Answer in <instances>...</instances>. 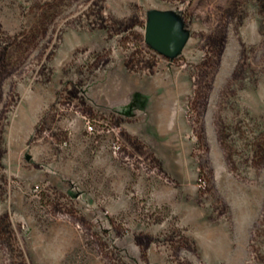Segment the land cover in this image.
<instances>
[{
	"label": "rangeland",
	"instance_id": "374dc122",
	"mask_svg": "<svg viewBox=\"0 0 264 264\" xmlns=\"http://www.w3.org/2000/svg\"><path fill=\"white\" fill-rule=\"evenodd\" d=\"M0 264H264V0H0Z\"/></svg>",
	"mask_w": 264,
	"mask_h": 264
},
{
	"label": "water",
	"instance_id": "95a60500",
	"mask_svg": "<svg viewBox=\"0 0 264 264\" xmlns=\"http://www.w3.org/2000/svg\"><path fill=\"white\" fill-rule=\"evenodd\" d=\"M143 41L154 52L168 58L179 51L183 37L168 15L152 13L144 24Z\"/></svg>",
	"mask_w": 264,
	"mask_h": 264
}]
</instances>
